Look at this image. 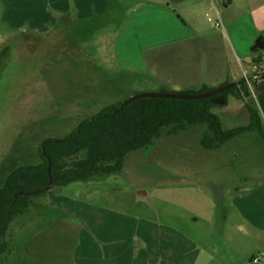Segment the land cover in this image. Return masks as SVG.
<instances>
[{
  "label": "rangeland",
  "instance_id": "obj_1",
  "mask_svg": "<svg viewBox=\"0 0 264 264\" xmlns=\"http://www.w3.org/2000/svg\"><path fill=\"white\" fill-rule=\"evenodd\" d=\"M139 1L120 0L118 12L109 20L55 16L31 27V19L19 18L26 13H16L9 0H0V49L9 46L0 64L2 171L10 164L38 162L41 141L63 138L84 117L106 105L143 93L166 92L161 75L145 65L146 56L153 52L145 50L142 36L116 32L122 12ZM245 51L246 56L231 67L239 82L259 71L253 61L264 59V52ZM260 81H250V87L245 84L247 89L225 91L226 103L214 105L211 111L223 130L247 127L248 106L260 113ZM206 130V124H197L177 135H163L150 146L130 152L118 174L31 196L28 210L5 234L9 249L0 264L79 263L77 235L84 227L78 217L46 204L51 193L77 204L108 205L153 219H159L162 206L186 210L193 203L215 206L216 230L211 238H219L236 193L264 188V137L248 131L206 150L201 145Z\"/></svg>",
  "mask_w": 264,
  "mask_h": 264
},
{
  "label": "crops",
  "instance_id": "obj_2",
  "mask_svg": "<svg viewBox=\"0 0 264 264\" xmlns=\"http://www.w3.org/2000/svg\"><path fill=\"white\" fill-rule=\"evenodd\" d=\"M119 2L9 0L16 13H26L19 18L32 20L31 27L43 18L89 19L110 8L115 13ZM120 18L116 32L142 36L145 50L154 53L146 56L145 65L161 75L162 88L172 93L224 83H236L240 91L232 63L241 61L245 50L251 53L254 41L264 36V0H140ZM166 51L173 54L164 55ZM262 58L253 66H263ZM5 173L0 168V179ZM52 198L51 193L46 204L78 217L84 227L77 235L78 264H250L256 256L264 264V188L236 193L219 238H211L216 230L215 206L193 203L188 210L162 206L159 219H153L108 205Z\"/></svg>",
  "mask_w": 264,
  "mask_h": 264
},
{
  "label": "trees",
  "instance_id": "obj_3",
  "mask_svg": "<svg viewBox=\"0 0 264 264\" xmlns=\"http://www.w3.org/2000/svg\"><path fill=\"white\" fill-rule=\"evenodd\" d=\"M112 12L113 8H110L98 18L109 20ZM97 25L102 27L104 24ZM250 51H264V36L254 41ZM8 52L9 46L0 49V64ZM260 83L261 86L257 87L260 113L247 107L250 120L247 127L223 130L219 118L211 111L214 107L211 100L215 97L192 101L146 98L127 105L123 104L125 101L106 105L96 114L84 117L63 138L41 141L37 148L38 163L8 166L5 176L0 179V260L9 249L5 234L10 224L25 214L33 195H43L71 183L118 174L130 152L150 146L163 135H177L193 125L206 124L207 130L201 139L206 150L217 149L248 131H256L259 137H264V80ZM238 85L247 89L244 81ZM214 89L203 87L185 94H202ZM226 92L220 96L225 98ZM49 179V189L38 193Z\"/></svg>",
  "mask_w": 264,
  "mask_h": 264
},
{
  "label": "water",
  "instance_id": "obj_4",
  "mask_svg": "<svg viewBox=\"0 0 264 264\" xmlns=\"http://www.w3.org/2000/svg\"><path fill=\"white\" fill-rule=\"evenodd\" d=\"M257 77L260 80H264V74H259ZM236 83H230L226 84L224 86H220L218 88H215L212 91H209L207 93L202 94H183V93H172V92H159V93H143L139 95H135L123 103L124 105L130 104L135 100L138 99H146V98H160V99H171V100H200V99H206L209 97H215L211 100V103L214 105H224L226 103V100L224 97L220 96L225 91H228L235 87ZM50 179L48 184L45 186L43 190L38 191V193H42L44 191H47L50 187Z\"/></svg>",
  "mask_w": 264,
  "mask_h": 264
},
{
  "label": "built area",
  "instance_id": "obj_5",
  "mask_svg": "<svg viewBox=\"0 0 264 264\" xmlns=\"http://www.w3.org/2000/svg\"><path fill=\"white\" fill-rule=\"evenodd\" d=\"M257 67L259 68V71L257 72V75H259V74H264V65H263V66H258V65H257ZM261 71H263V72L261 73ZM257 75H255L254 77H252V80H253V79H259V78L257 77ZM250 81H251V79H249V80H248V79L244 80V82H246V85H247L248 87H250ZM261 259H262L261 256H256V257H254V258L251 260V263H250V264H260Z\"/></svg>",
  "mask_w": 264,
  "mask_h": 264
}]
</instances>
